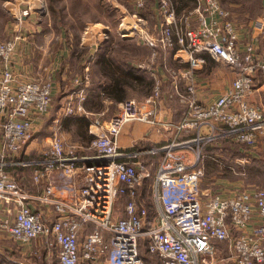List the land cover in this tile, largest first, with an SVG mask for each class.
Instances as JSON below:
<instances>
[{"label": "built area", "instance_id": "built-area-1", "mask_svg": "<svg viewBox=\"0 0 264 264\" xmlns=\"http://www.w3.org/2000/svg\"><path fill=\"white\" fill-rule=\"evenodd\" d=\"M38 3L36 8L35 2L28 1L26 7L10 10L14 15L11 35L0 40V200L9 214L0 218V228L21 243L42 238L46 247L54 245L56 257L50 264L83 260L145 264L142 239L148 254L158 257L160 264H217L214 255L220 241L229 242L234 264L263 263L264 187L251 186L228 196L210 193L204 200L201 160L203 148L213 141L229 139L253 147L264 137V107L251 101L260 87L257 80L262 78L264 83V14L243 27L221 0H195L180 14L172 0H157L159 20L152 33L144 15L146 0H135L134 10L119 22L120 37H132L150 47L153 61L161 50H174V58L188 64L166 66L173 85L170 97L178 98L185 109L178 122H163L162 128H173L180 136L144 150H126L117 143L129 122L154 126L160 122L164 86L155 77L149 95L121 102L107 132L90 141L88 148L94 154L78 155L54 133L50 147L32 157L28 148L38 122L53 103L54 78H20L14 62L20 42L30 40L31 27L37 24L33 13L46 15L45 2ZM208 57L228 65L235 78L207 102L198 97L197 72ZM75 82L78 100L68 103L65 115L86 112L89 77L78 76ZM145 154L158 156L154 216L151 206L140 199V186L152 175L142 157ZM15 165L33 168L36 184L53 181L51 176L60 173L76 193L59 196L54 183L40 193L31 192L10 172ZM77 176L84 180L78 188ZM121 197L126 198L124 214L117 216L116 202ZM35 203L46 206L53 219L35 210Z\"/></svg>", "mask_w": 264, "mask_h": 264}, {"label": "crops", "instance_id": "crops-1", "mask_svg": "<svg viewBox=\"0 0 264 264\" xmlns=\"http://www.w3.org/2000/svg\"><path fill=\"white\" fill-rule=\"evenodd\" d=\"M106 1L91 0V3L96 4L101 14L107 15ZM116 1V4L111 5H113V9L114 6L116 7L119 15H123V13L130 14L134 10L135 0ZM172 2L180 14L185 8L193 6L195 0H172ZM221 2L225 7L232 10L239 21L248 20L250 22L264 14V0H261L260 7L257 9L254 8L255 3L251 1L247 3L241 0H221ZM144 15L149 20L150 31L155 33L159 20L157 0H146ZM105 17L94 16L93 19L90 18L94 23L87 25L81 31L80 38L77 40V47H82L84 49L82 52L74 48L73 37L75 36L72 29L55 31L47 28V26L44 27L40 22H37L33 27L30 26L32 30L30 40L20 42L18 46L14 62L15 72L20 78H47L51 75L55 83L53 97L62 91L60 94L61 100L69 101V98L74 97L73 99L76 102L78 100V88L74 76H88L89 83L85 86L86 99L84 101L86 112L80 113L81 116L91 119L90 124L85 127V134L88 137L106 133L110 127L112 117L120 109L121 102L132 97L145 98L154 88L155 77L161 78L164 86V97L158 110L157 118L160 122L155 126L142 121L129 122L123 127L116 140L123 149L133 151L144 150L170 138L178 137L179 133L173 128L171 130L162 128L163 122L171 124L178 122L183 117L185 109V105L178 98L170 97L173 85L166 66L184 67L188 64L177 61L173 56L174 50H161L158 58L153 61L150 47L138 43L135 38L120 37L118 30L112 29L110 23L107 22L108 17ZM103 33H106L108 37H105ZM182 54L186 57V54ZM207 66L206 64L202 70H198L197 81L199 84L198 97L202 101L208 102L215 99L232 83L235 73L232 70L234 74L232 79H226V76H224L221 81L212 72L211 79L208 80L205 77L203 78V74H201V71L205 73ZM181 88L185 89L184 82L181 84ZM252 95L251 99L253 100ZM261 99L262 94L259 100L251 101L262 105ZM44 119L45 117L38 124L42 123ZM63 125L68 127L64 121ZM77 134L79 133L77 132ZM83 138L90 143L89 138ZM31 146L32 144H30ZM28 154H30L29 148ZM142 157L147 161L152 174L149 185L145 186L144 184V181L149 178H144L139 189L140 199L144 202L143 196L145 194L149 193L147 195L150 198L153 196L158 156L145 154ZM95 162H98V160H95ZM9 170L31 192L40 193L45 185L54 183L55 193L59 196L71 197L76 193V190H71L68 180L60 173L51 176L53 181L45 180L36 184L32 176L33 168L15 165L10 167ZM76 181L77 188L84 182L82 176H77ZM201 190L204 200L208 199L210 193L222 192L223 195L227 196L233 194L228 189L213 191L209 187L204 188L201 186ZM34 209L43 213L47 220L53 219L46 206L35 203ZM8 215L4 202L0 200V218H7ZM83 238L84 232L81 234V239ZM31 244L18 242L6 230L0 228V264H11V261H14L15 264H28L23 260L26 259L27 255L31 256L36 251L35 248H31ZM216 246L217 252L214 256L217 264H234L230 256L229 242L220 241L216 243ZM38 248L41 252L40 257L47 260L49 253H47L43 242L39 243ZM15 256H19L20 260L18 262L14 260ZM42 261H35L34 264H42ZM99 264H103V262ZM261 264H264V262Z\"/></svg>", "mask_w": 264, "mask_h": 264}, {"label": "rangeland", "instance_id": "rangeland-1", "mask_svg": "<svg viewBox=\"0 0 264 264\" xmlns=\"http://www.w3.org/2000/svg\"><path fill=\"white\" fill-rule=\"evenodd\" d=\"M28 1L35 2L36 6L34 8L38 7L39 5V0H0V40L8 39L11 35V24L13 23L14 15L10 10L15 12L19 9V7H26L28 5ZM43 1L45 2L44 11L46 12V16L42 17V15H37V13H33L32 16H34L35 22H40L43 24L44 27L47 26V28H51L55 31L62 29H72L75 36L73 37L74 48L80 50L81 52L84 51V49L82 47H77V40L78 38H80L81 31L84 30L87 25H92L94 23V21H91L94 16H98L101 18L105 16L108 17L107 22L110 23V27L114 30H118L119 32V22L125 15L124 13L123 15H119V11L116 10L115 6L113 9V5L111 4H116V0L106 1L107 15L103 13L101 14L99 8L96 6V4L91 3V0ZM241 1H245L247 3L249 1L254 2V8L256 9L260 7L261 2V0ZM38 18L40 19L38 20ZM251 22L252 21L249 22L248 20L237 21V23L243 27L247 26ZM207 65L208 66L206 68L205 73L201 71V74H203V78L205 77V79L210 80L212 72H214V76H216V78L219 80L221 79V81L223 80L224 76H226V79H232V77L234 76L232 69L228 65L221 61H217L212 57H208ZM74 77L77 76L75 75ZM258 86H260L261 88H258L253 92L252 98L253 100H259L262 94L261 102H263L264 104V83L262 78L257 80L256 87ZM61 92L62 91L58 92L57 95L53 97V103L47 115L45 116V119L42 123L38 124L37 126L34 138L31 141L32 146L29 147V156L35 157L37 156L36 154L39 153L41 150H46L48 147H50V137L54 133H57L63 138L67 149L73 148L78 155L94 154V151L88 148V140L84 139L79 134H77V125L70 124L71 126L68 125V127H65L63 125V121L64 123H66V120L68 118H76V116H81V114L79 112L68 115L64 114V110L67 107L68 103H70L71 101L74 102V97L69 98V101L61 100ZM54 118H59L60 120L55 121ZM71 118L70 122L72 123ZM262 140H264V137L259 140V142L253 147L229 139H223L215 142L213 141L205 145V147L203 148V158L201 160V165L203 166L204 170V176L201 181V186H203L204 188L209 187L213 191H217L218 189H228L231 190L233 193L235 191L243 190L251 186L264 187V142H262ZM147 178L149 179L145 178V186L149 185V182L151 181L150 177ZM147 189L148 188L146 187V190ZM147 194L149 195V193ZM147 194L143 196V203L149 207L151 206V215L154 216L156 215V207L154 205V200L153 198L148 197ZM125 201V197H121L117 200V216L124 214L123 206L125 204ZM89 229L90 227H87V231ZM42 242V238H37L36 240L31 242V248H35L36 251H34L31 256L27 255L26 259L23 261H26V263L28 264H34L35 261L40 262V260H43L42 264H50L51 262H53L56 257V249L54 248V245H50L48 247L45 246L47 253H49L47 255L48 259L45 260L44 257H40L41 252L38 248L39 243L41 244ZM141 254L144 257L145 264H160V260L158 257L151 256L150 254H148L146 247V239L141 240ZM14 260L18 262V260H20L19 256H15ZM11 264H15L14 261H11ZM81 264L93 263H88L83 260Z\"/></svg>", "mask_w": 264, "mask_h": 264}, {"label": "trees", "instance_id": "trees-1", "mask_svg": "<svg viewBox=\"0 0 264 264\" xmlns=\"http://www.w3.org/2000/svg\"><path fill=\"white\" fill-rule=\"evenodd\" d=\"M71 118V117H70ZM70 118H68L66 120V123L67 125H70V124H75L77 125L76 126V130L77 132L79 133V135L83 136V137H87L89 138V140H92L94 138V136H86L85 134V127H87L89 124H90V120L88 117L86 116H76V118H71L72 119V123L70 122ZM91 138V139H90Z\"/></svg>", "mask_w": 264, "mask_h": 264}]
</instances>
